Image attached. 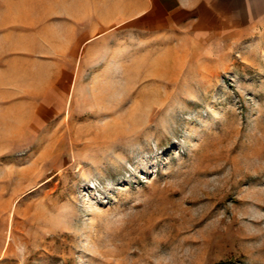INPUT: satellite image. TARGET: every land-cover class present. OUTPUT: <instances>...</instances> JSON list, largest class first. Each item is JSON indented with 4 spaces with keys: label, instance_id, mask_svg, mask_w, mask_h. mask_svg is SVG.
I'll list each match as a JSON object with an SVG mask.
<instances>
[{
    "label": "rangeland",
    "instance_id": "1",
    "mask_svg": "<svg viewBox=\"0 0 264 264\" xmlns=\"http://www.w3.org/2000/svg\"><path fill=\"white\" fill-rule=\"evenodd\" d=\"M246 3L103 50L33 121L0 106V264H264V0Z\"/></svg>",
    "mask_w": 264,
    "mask_h": 264
},
{
    "label": "crops",
    "instance_id": "2",
    "mask_svg": "<svg viewBox=\"0 0 264 264\" xmlns=\"http://www.w3.org/2000/svg\"><path fill=\"white\" fill-rule=\"evenodd\" d=\"M246 5V0H0V106L28 103L33 121L54 109L52 103L71 100L80 79L89 88L100 78L103 50L120 49L127 38L184 39L222 16L237 22L239 7Z\"/></svg>",
    "mask_w": 264,
    "mask_h": 264
}]
</instances>
